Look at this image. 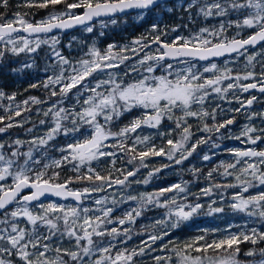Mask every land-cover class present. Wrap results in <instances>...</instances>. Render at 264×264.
Returning a JSON list of instances; mask_svg holds the SVG:
<instances>
[{
  "label": "snow or ice",
  "instance_id": "1",
  "mask_svg": "<svg viewBox=\"0 0 264 264\" xmlns=\"http://www.w3.org/2000/svg\"><path fill=\"white\" fill-rule=\"evenodd\" d=\"M8 4L9 0H0V7L6 9ZM61 4L65 5L62 11H52L47 17L35 22L27 19L26 14L21 12H16L12 19L0 15V61L8 54H35L41 45H48L52 64L46 66L45 71L51 67L53 74L46 77L43 86L46 89L51 88L49 98L59 97L43 113L45 117L50 115L52 119V126L44 136L33 137L31 141L16 139L7 146L10 149L7 152L6 145L0 143V264H134V257L143 255L146 250L154 251L152 244L167 236L168 231L149 235L148 241L151 243L143 241L138 249H124L113 256V243L102 246V240L93 239L103 238L105 235L113 239L121 234L128 235L127 228L121 232L116 227L110 230L106 227L113 223V207L100 208L98 210L101 214L93 217L89 213L97 209L82 207L80 204H44L40 202V198L51 194L61 198L71 197L80 202L93 193L113 186L126 187L131 183L129 177H134L138 169H115L117 152L125 154L130 164L137 161L139 165L146 166L144 161L149 156H166L169 160H174L175 164H182L196 152L199 145L208 143L207 139H198L190 147H186L193 136L192 125L188 122L190 118L201 121L202 128L198 127L197 130L207 133H220L221 129L232 125L234 119L210 126L205 122L206 118L215 121L219 105L211 111L205 105L213 95L226 100L231 91L240 104V108L232 111L240 112L250 108L257 97L241 100L239 96H235L236 91L258 90L264 93V62L261 63L258 78L254 70H249L255 67L256 57L264 55V52L248 54L250 47L264 43V0H190L186 11L195 9L196 15L205 19L219 17L218 25L201 27L187 37L176 36L171 43L162 42L161 35H156L151 41L160 45L156 54L145 53L123 76L117 71H108L107 79H99L95 83H91L94 74L119 69L131 57L115 53V45L109 44L101 52L93 44L78 60L73 61L58 50L60 41L57 36L41 38L40 34L75 26H83L84 31L92 33L95 22L101 28H106L109 23L115 25L117 20L114 17L127 14L129 10H137L138 15L143 17L158 8L164 12H171L173 9L168 6V0H74L71 3L67 0H27L26 6L49 8ZM233 16L235 19L230 18ZM233 28L238 30L236 34L231 37L226 35ZM152 29L156 31L158 25L153 24ZM244 29L251 30L252 34L246 38L241 37L240 32ZM21 32L28 35H20ZM162 35H167V32ZM32 36L35 39H30ZM133 43L139 44L140 40ZM71 46L70 43L68 47ZM146 47L147 44L140 51H144ZM126 51H129L127 47L121 49V53ZM132 51L135 53V49ZM225 54H236L237 57L246 55L245 72H234L233 68L227 66V60L224 67L211 61V58L223 57ZM193 61H209V65L203 66L201 70ZM33 66V63L26 62L12 71L22 72ZM129 76L137 78L129 80ZM248 80L252 82L241 83ZM225 82L226 86H222ZM57 86L59 92L56 91ZM30 87L35 88L37 85L32 84ZM73 90L75 103L66 108L63 103ZM4 96L5 93L0 91V97ZM8 99L14 100L15 94L8 96ZM29 100L33 104L42 103L36 97H30ZM29 100L23 101V104L27 105ZM133 110H140L139 114L118 131H113L115 122ZM14 115H21L19 106ZM255 117L264 119V112L250 113L248 119ZM6 119L9 123L0 127V133H5L14 126H23L20 122L12 123V115L0 116V123ZM165 120L174 124L175 128L169 127L167 133L157 132L155 135L171 137L178 131V138H167L166 145L158 147L152 142L151 135L132 137V134L145 127L159 129ZM39 123L43 125L45 120H40ZM258 131L260 134L253 135ZM59 135L72 140L57 149L60 153L59 159L35 155L41 149L46 150V146ZM241 137L245 138L242 142L249 145L264 143V129L258 130L245 125L239 136L225 138L241 140ZM130 138L132 143L129 146L126 142ZM110 140L116 142L109 144ZM25 143L30 147L27 151H21L20 148ZM137 146L143 150H138ZM227 151L234 156L235 162H222L218 168L222 167L223 172L219 175L234 176L235 183H213L201 189L199 194H192L188 189V182L182 181L139 197L128 196V200H139L138 207L128 211L124 218H118V224L135 223L145 208L155 206L167 210L165 218L156 221V224L170 225L175 229L182 222L198 215L204 208L198 202L200 196L211 198L214 191L220 192V200L223 202L224 195L221 190L231 188L238 189L231 196V210L234 213H243L253 223L259 221L264 226V149L257 150L250 146L244 149L230 148ZM177 155L179 159H174ZM101 158H111L112 170L107 175H101L92 167L93 161H100ZM202 159L209 161L211 157L205 154ZM44 160L48 162L44 163ZM65 165H71L75 176L58 182L60 172L55 169H61ZM162 167L167 168L169 165ZM82 168L86 171H81ZM218 168L207 173L209 180L213 178L214 172H218ZM113 170L120 172L123 178H113ZM160 171L161 168H154L143 183H149L151 177ZM192 171L199 174L198 169L193 168ZM80 181L89 182V186L82 189L71 187L73 183ZM249 189L258 190L254 195H245ZM25 190L29 191L25 193ZM166 193H173V196L168 198ZM189 195L193 196L194 202H188ZM111 202L113 205L117 203L115 199ZM106 203V197L95 200L97 206ZM215 203L212 200L208 204L209 215L225 211L224 207H214ZM22 222L24 226H21ZM231 227L229 225V229ZM238 227L243 230L228 232L211 240L206 238L208 232L205 230L204 235L196 236L182 246L170 241L172 247L163 245L162 250L167 254L155 256V264H243L238 257L241 254L240 245L245 242L253 245L243 253L246 257H253L247 264H264V247H256L264 242V231L257 227L249 229L247 223ZM211 231L215 233L218 230ZM65 238L70 244L74 241V244L63 247ZM52 252L55 253L54 257L49 255ZM257 256L259 259H255Z\"/></svg>",
  "mask_w": 264,
  "mask_h": 264
},
{
  "label": "trees",
  "instance_id": "2",
  "mask_svg": "<svg viewBox=\"0 0 264 264\" xmlns=\"http://www.w3.org/2000/svg\"><path fill=\"white\" fill-rule=\"evenodd\" d=\"M68 3L74 2V0H67ZM190 2V0H188ZM27 0H9L8 8L0 7V15H4L7 19L12 18L16 12H21L22 14H26V18L31 20L32 22L39 21V19H42L52 11H62L65 7V5H57L55 7H49V8H38V7H27L26 6ZM168 6L171 7L173 10L171 12H164L161 9H156L151 13H147L141 17L139 22H136L134 19L131 18L133 14L129 15H123L118 16L115 19H117L118 23L123 25V18H128L129 25H127L125 28L128 32H130V35L133 37H136L137 40H141L143 42V46L145 44L148 45V47L144 48V51H141L140 54H145V50H149L150 46L152 47V50L154 52H157V49L159 48L157 43H152V38L156 35H161V41H164L166 43L171 42L172 36L177 34L178 32L184 33V34H192L196 32L201 27H212L215 25H218L220 18H207L205 19L203 16L196 17V11L195 9L191 11H186V6L182 5L180 6L178 2L173 1L168 3ZM77 12H80L81 10H76ZM136 14V13H135ZM138 14V13H137ZM140 16V15H139ZM231 19H235V17H230ZM157 24L158 29L156 31H153L152 25ZM108 29L101 28L100 24L98 22H95L94 30L92 33H87V36L97 35L100 39L98 43V47L101 50V52H104L108 45L111 43H116L117 46L120 45V42L124 39H127L126 37L119 36L118 32H116L115 29H113L112 24H108ZM173 28H176V31H172ZM237 29H229L226 35L231 37ZM101 31H104L103 34H101ZM167 32V35H162V33ZM85 33L83 28H80L71 34H58L59 38L61 39L58 47V50L62 51V53L71 59L72 52L70 51V48L67 46V42L71 39L72 35L75 34H81ZM252 32L251 30L247 29L246 32L242 33L241 37H247V35H250ZM23 35V34H20ZM49 36H41V38H47ZM144 39H141V38ZM35 39V38H31ZM74 43V41H73ZM264 44H262L259 48H262ZM141 46V47H143ZM140 47V48H141ZM254 49L250 48L248 51H253ZM261 52H264L261 50ZM248 54H252L251 52H248ZM33 63L34 66L29 69H25L22 72H13V68H19L24 63ZM129 63L128 61H126ZM173 62L174 61H168ZM196 64H209L193 61ZM212 62H221V61H212ZM264 62V55H258L256 57V60L254 61L255 67L253 68L254 71L257 73V78L259 76V73L261 71V63ZM163 63V62H162ZM247 63L246 56H240V59L235 63L233 66L234 72H240L242 68H244L245 64ZM52 64V58H51V50L48 47V45H41L40 50H38L37 53L28 55L26 53H21L19 56H13L11 54H8L7 57L0 61V91L5 93L4 97H0V116H8L12 115L13 120L12 123L16 124L17 122L22 123L21 126H14L10 129H7L5 133H0V143H3L6 145L5 151H10V149L7 147L8 145H11L12 142L16 139H20L22 141H28L27 138L32 137L34 132L37 128L45 126L46 128L52 126V119L49 115L48 117H45L43 113L51 107V105L59 99V97H50V91L51 88H45L43 86V81L46 79V75L48 74V71L51 70V67H49V70L46 72L45 68L46 66H50ZM122 69L125 68V71H128V68L125 66V64H121L120 66ZM99 74H94L93 78H98ZM251 81V80H250ZM36 84L37 87L33 88L30 87V85ZM56 91L59 92V86L56 87ZM74 91V90H73ZM12 94H15L14 100H9L8 96H11ZM256 95V93H253ZM258 96V95H257ZM30 97H36L38 100L42 101V103L39 104H33L29 100ZM29 100V103L27 105L23 104V101ZM231 101V103H229ZM71 99H66L63 103L64 107H70L72 105ZM257 104V102H255ZM217 105H219V108H217ZM17 106H19V110L21 111L20 116H15L14 112L17 110ZM205 107L208 109V111H211L213 108H217L216 113V119L213 121L211 118H206V121L210 126L214 123H221L224 120L227 119H234V123L230 125L227 129H221L220 133H207L203 131L197 130L198 127L202 128V122L196 119H189V124L192 125V132L193 136L191 140L189 141L188 145L186 147H190L192 143H195L198 139H207L208 143L201 144L198 146L196 152L193 153L192 156L188 157L187 160L183 161L182 164L177 165L174 163V160H169L166 156H162V160L158 161L156 163L151 162L150 165H152L154 168H161V171L154 175L156 177L155 179H152L151 182L154 184L153 188L156 191H158L161 188H166L170 186L172 183H174L176 180H178L180 177L185 179L188 184H190V187L192 188V182L195 186V193L200 191V188L203 184H213V183H220V184H228V183H235V179L223 177L219 175L222 167L218 168L221 163H227V160L225 157L228 154L227 149L235 142L233 138H225V137H233V135L241 129L242 125L248 120V111H240L235 112L232 111L233 109L240 108L239 103L231 97V94L227 96L226 100H209L206 102ZM6 109H10L9 111H6ZM139 110H133L132 113H126L123 117L120 118L119 121L115 122L114 127L112 128L113 131H118L120 127H123L125 124H127L134 116L138 114ZM40 120H45V124H40ZM9 123V121L6 119L3 123H0V127H3L4 124ZM70 126V124H69ZM175 128V125L172 124L170 121L165 120L160 127L163 129V132H166L167 128ZM31 129V131H28ZM259 130V129H258ZM260 134L259 131L255 133V135ZM254 135V134H253ZM174 139L178 138V131L176 133H173ZM167 137H162V145H166ZM31 141V140H29ZM68 142H72L71 138H66L63 135H59L56 137V139L49 143L48 146H46V150H44L45 155L49 156L52 159H59L60 153L57 150L59 147L65 145ZM127 145L130 146V141L126 142ZM213 145H219V147H214ZM260 145V143H259ZM30 146L23 145L20 150L23 151L25 148H29ZM207 154L211 157L209 161H204L202 157ZM44 155L40 156L43 157ZM174 159H179V155H177ZM119 161H121V164L124 165H131L139 163L137 161L132 162L131 164L128 163V158L125 154L120 153L119 155ZM44 163H47V160L43 161ZM146 165V164H145ZM162 165H169V167L164 168ZM136 168H143L144 171H148V165L141 166L138 165ZM198 169L199 174H194L192 169ZM213 168H218V172L213 173V178L209 180L207 178V173L212 170ZM56 171L60 172V177L58 182H63L68 177H74L75 172L72 170L71 165H65L61 169H55ZM52 170H50L51 172ZM81 171H86L85 169H82ZM143 171V175L146 176ZM101 175H107L108 172L106 170H100L99 171ZM114 177V176H113ZM11 180L9 178L8 183H10ZM89 186V182L87 181H80L73 183L71 187L73 189H82L84 187ZM237 189H226L221 190L223 192V195L227 197H231L232 194ZM253 191V189H252ZM253 193V192H250ZM213 194H221L220 192L214 191ZM204 196H201V198ZM192 195L190 196V199H192ZM59 201V200H56ZM133 200H130V202L124 203V207L120 209L121 216H125V211L131 207ZM44 204H47L51 202V200H43L40 201ZM138 206L135 205L134 209ZM206 207V206H204ZM165 208H158V209H149L145 208L142 211V215L137 217L135 220V223H133V226L131 229H129L128 235L121 234L120 236H117L115 239H113L110 236L105 235L103 237V240H108L110 237L112 240L108 241L107 244L102 242V245L107 246L110 242L115 245L113 247L112 251H120L122 248L128 249L130 251V248L133 247L135 244V240H138L139 242L142 240L143 237L153 232V230L156 229V224H153L151 222V219L155 216V213L159 210H164ZM202 211H200L199 214H201ZM198 216V215H196ZM196 216H194L189 221H184L180 224L178 228H175L173 230V233H179L180 236L186 237L191 235L194 231L192 229V225L195 226ZM193 221V222H192ZM118 229L122 230L125 227V225H118ZM261 228L264 230V226H261ZM110 229V228H109ZM130 237V238H129ZM98 239H101L100 237H97ZM156 246L155 244H152V248ZM172 246H169L171 248ZM253 245L250 243H243L240 245L241 248V254L239 255L238 259L243 262V264H247L248 261L252 260L253 257H246L243 255L244 252L248 251L250 248H252ZM256 247H264V242H261ZM152 253L149 251H145L143 255L139 258H135V264H155V260H152ZM256 258V257H255ZM67 259V257H66Z\"/></svg>",
  "mask_w": 264,
  "mask_h": 264
},
{
  "label": "rangeland",
  "instance_id": "3",
  "mask_svg": "<svg viewBox=\"0 0 264 264\" xmlns=\"http://www.w3.org/2000/svg\"><path fill=\"white\" fill-rule=\"evenodd\" d=\"M176 2H178L180 6H182V5L186 6L187 3H188V0H176ZM137 13L138 12H136V14L132 13L133 15L131 16V18L134 19L136 22H139V20L141 19V16H139ZM126 15H129V14H126ZM196 17L198 18L200 16H196ZM12 18H9V19H12ZM39 20H41V19H39ZM105 20H107V19H105ZM127 20H128V18H123V20H122L123 21V23H122L123 25L119 24L118 21H117V23L115 25L112 24V27H113V29L116 30V32H118L119 36H123V37L127 38V39L122 40L120 42V45L115 47L113 51L115 53H120L122 55H128L129 57H131V59L128 60L129 63H127L126 61L124 62L125 66L129 69V67L131 65L135 64L136 61L138 59L142 58L145 54H143V55L140 54V52H141L140 51V47L143 46V42L141 40H140L139 44H134L133 43V41H136L137 38L131 36L130 32L127 31V29H126L127 27L126 26L129 25V22ZM106 29H108V27H106ZM236 31H238V30H236ZM246 31H247V29L242 30L240 32V35L242 33L246 32ZM87 33L88 32L85 31V33L72 35L71 39L67 42V46L70 43L72 45L71 47H69L70 51L72 52L71 60H73V61L78 60L85 52L88 51V48L91 47L93 44L97 48H99L98 47V43L100 41L99 37L97 35L87 36L86 35ZM101 33H104V31H101ZM235 34H236V32L233 35H235ZM54 35L59 38L58 34H54ZM50 36H53V35H50ZM176 36L187 37V36H189V34H184V33L178 32L177 34L172 36V40ZM31 38H35V37H30V39ZM73 38H75V39H73ZM172 40H171V42H172ZM59 41H61L60 38H59ZM73 41H74V43H73ZM162 42H164V41H162ZM171 42H169V43H171ZM111 44L116 46L117 42L116 43H111ZM124 47H127L129 49V51L121 53V49L124 48ZM152 47L153 46H150L149 50H145V53H147V54H156V52H154L152 50ZM259 47L254 49L253 51H248V52H251L252 54H254V53H260L261 50L264 51V45L262 46V48H259ZM132 49H135V53L132 51ZM239 59H240V56L239 57L233 56V57H229V58L220 60L221 62H215V63H217L221 67H224L225 66L224 62L227 60V61H229V64L227 66L233 68V66L235 65V63ZM208 65L209 64H202V65L197 64L198 67H201V70H202L203 66H208ZM249 70H254V69L250 68ZM108 71H117V72H119V74L121 76H123L124 72H126L125 68L122 69L121 67L119 69H116V70H106L105 73H98L99 74L98 78H91V83H95V81L99 80V79H107V72ZM243 72H245V67L242 68V70L240 71V73H243ZM52 74H53V71L51 69L50 71H48V74L46 75V77L48 75H52ZM206 75H210V74H206ZM135 78H137V77L129 76L127 79L130 80V79H135ZM248 82H250V80L241 81V83H248ZM226 84H227V82H225V84L222 85V86H226ZM74 94H75V90L73 91V93H70L69 97H68V99H71L73 101L72 104L75 103ZM229 94H231V97L234 98L233 97V92L230 91L227 94V96ZM235 96H239L241 100H247L251 96H256L257 97V100H256L257 104L254 102V104L250 108L242 109L241 110L242 112L248 111V115L250 113H253V112H255V113L264 112V95L257 96L255 94H251L249 92L236 91L235 92ZM210 99L213 101V100H218L220 98L215 96V95H213L212 97H210ZM77 110H79V109H77ZM139 111H138V114H139ZM245 125L253 126V127L257 128V129H264V119H261L260 117H255L252 120L248 119L242 125L241 129L236 131V133L233 135V137L239 136ZM49 128L50 127L46 128L45 126L37 128L36 131L33 133L34 135L32 137H30V138H27L26 140L29 141V140H32L33 137L44 136ZM168 131H169V127L167 128L166 132H163V129H161V128H159V129H151V128L145 127L143 130H138L137 133L132 134V137L134 138L136 135H141V136H143V135H151L153 137L152 142L159 147V146L162 145V137H159V136H157L155 134L157 132L167 133ZM167 138L174 139L173 135L171 137H167ZM81 139H82V137H81ZM233 139L235 140V142L229 147V149L230 148H241V149H244V148H247V147H250V146L251 147H256L257 150L264 149V143L257 142V145L253 146V145H249V144L243 143L242 141L245 139L243 137H241V140H237L235 138H233ZM128 141H130V145H131L132 138H130ZM115 142H116L115 140H110L108 143L109 144H113ZM259 143H260V145H259ZM24 145L25 146H30L27 143H25ZM137 148H138V150H143L140 146H137ZM27 150L28 149L25 148L23 151H27ZM109 150L115 151L114 149H109ZM35 155L37 157H40L42 155H45V152H44L43 149H41L39 152H36ZM119 155H120V152H117V157H116V162H115V169H124V170H127V171H131V170L137 169L136 166H138L139 164L138 165H136V164H134V165L133 164H131V165L121 164V161H119ZM225 159L227 160V163H234L235 162L234 156L231 155L229 152H228L227 156L225 157ZM161 160H162V156H149V157H147L145 159V161H144V164L148 165V169H147L148 171H144L143 168H138V171L136 172V175L134 177H129V181L131 183H129L126 187L113 186L112 188L106 189L105 191L98 192V193H93L89 197L83 199L79 203H76V202H73V201L64 202V201H60V200L59 201L51 200V202H56V203H61V204L71 205V206H77V204H80V205H82V207H87L89 209H97L96 211H93V212L89 213V215H91L93 217L95 215H100L101 214L98 209L103 208V207H113V212L111 213V219L113 220V223L106 225V227L108 229L109 228L111 229L113 227L117 228V226L119 225L118 222H117L118 218H124V216H121V212L122 211H120V209L124 207L123 206L124 203H126L128 201L130 202V200L127 199L128 196L139 197L142 194L155 192V190L153 188L154 184L151 182V180L155 179L156 177H154V175H153L151 177V179L149 180V183H147V184H144L143 180L145 178H147L148 177V173L151 172L154 169V167L152 165H150V163L151 162L156 163V162L161 161ZM240 166H242V165H240ZM240 166H238V168ZM92 167L96 168V170L98 172L100 170H106L107 172H109V170H112L111 158H101L100 161H93ZM238 168H237V171H238ZM82 169H84V168H82ZM143 171H144L145 174H147L146 176L143 175ZM221 171L223 172V169ZM112 175L114 176L113 178H116V177H119L121 179L123 178V176L120 174V172H117V171H114V170L112 171ZM228 178L232 179V178H234V176L233 177H228ZM182 181H185V179L180 177L174 183H180ZM174 183H172V184H174ZM207 186H209V184H203L201 186L200 190L205 188V187H207ZM188 189H189L190 193H192V194H199L200 193V191L195 193L196 191L194 190L195 186H194L193 182H192V188L190 187V184H188ZM257 190L258 189H253V191H252V189H249V192L246 193L245 195H254V194H256ZM250 192H253V193H250ZM165 195H166V197L171 198L173 196V193H166ZM190 196L191 195L188 196V202H194L193 198L190 199ZM105 197L107 198V203L106 204H102V205H99V206H97L95 204V200L103 199ZM113 199H115L117 201V203L115 205H113L112 202H111ZM161 199H163V198H161ZM212 200L216 201V203L213 205L214 207H224L225 211L223 213H215V214L209 215L207 206H208L209 203L212 202ZM198 202L202 203L206 207H204L201 210L202 211L201 214H198V216H196V221H195V223H193V224H195V226L192 225V229H194L193 230L194 232L191 235L186 236V237H182V236L179 235V233H173L174 229H172L170 227V225H164V224L157 225L156 221L164 219L165 218V213L167 211L166 209L159 210V211H157L155 213V216L151 219V222H153V224H156V229L153 230V232H151L150 234H148L145 237H143L140 242L138 240H135V243H134L135 245L130 248V251L132 249H134V248L138 249L139 247H141L143 241H148L149 235H159V234H161L162 231H168V235L163 237L162 240H158V241L155 242L156 246L153 248L154 251L150 252V253H152V258H151L152 260H154L155 256H165L167 254L166 251L162 250V247H163V245H166V244L168 246H172V244L169 243L170 241L172 243L179 244V245L182 246L184 242L189 241V240L195 238L196 236L204 235L205 234V230H207V232H208L206 238L209 239V240H211L213 238H219L220 236L225 235L228 232L235 233V232L241 231L243 229L241 227H238V226H242L245 223H247V226H248L249 229L251 227H257V228H259V230L264 231L261 228V224L259 223V221L253 223V220H251L248 217H246L243 213H234L231 210V208L229 207V204L231 202V197H227V196L224 195V201L221 202L220 194H213L211 198H209V197H202L201 198V196H200ZM138 204H139V200H133L132 204H131V207L129 209H127L125 211V213H127L128 211L134 209L135 205L138 206ZM147 208H149V209H153V208L158 209L159 207L149 206ZM229 225H232V227L230 229H229ZM21 226H24L23 222L21 223ZM132 226H133V223H126L125 224V227L127 229H131ZM213 229H216L218 231L213 233L211 231ZM93 239L96 240V241H101L102 240V242L106 243V244H107L108 241L112 240L110 237L108 238V240H103V238L98 239L97 237H93ZM148 242L151 243L150 241H148ZM72 244H74V241H72ZM72 244H70L68 242V239L65 238L62 246L67 248V247H71ZM102 246H105V245H102ZM122 250H124V248H122L120 251H122ZM117 252L118 251H112L111 254L113 256H115V254ZM49 255L51 257H54L55 253L52 252V253H49ZM136 257L139 258L141 256H136ZM136 257H134V264H135V258ZM93 259H95V256L93 257ZM255 259H259V256H257Z\"/></svg>",
  "mask_w": 264,
  "mask_h": 264
},
{
  "label": "water",
  "instance_id": "4",
  "mask_svg": "<svg viewBox=\"0 0 264 264\" xmlns=\"http://www.w3.org/2000/svg\"><path fill=\"white\" fill-rule=\"evenodd\" d=\"M173 1H176V0H168V3L173 2ZM136 12H138V11L137 10H129L127 14H132V13H136ZM122 15H126V14H118L115 17L122 16ZM104 19H107V18L105 17ZM80 28H83V26H75L73 28L65 29V30L54 29L51 33L40 34V35L41 36H50V35H54V34H70V33L74 32V31H76V30H78ZM20 34H23L25 36L28 35L27 33H23V32H21ZM32 37H35V36H32ZM243 38H246V37H243ZM261 44H263V43H261ZM261 44L256 45L254 48H258ZM159 47H160V45H159ZM250 48H252V47H250ZM234 55H236V54H225V56H223V57L211 58V61H215V60L216 61H220V60L226 59V58L234 56ZM168 61H172V60H168ZM197 62L206 63V62H209V61H197ZM251 82H248V83H251ZM253 92H256L258 95H263L264 94V93H260L258 90H249V93H253ZM27 191H29V190H25V193H27ZM43 200H60V201H64V202L73 201V202L79 203V202L75 201L71 197L61 198V197H56V196L51 195V194H47L45 197H41L40 198V201H43Z\"/></svg>",
  "mask_w": 264,
  "mask_h": 264
}]
</instances>
